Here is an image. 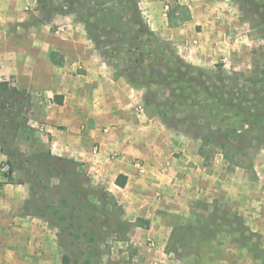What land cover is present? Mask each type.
I'll list each match as a JSON object with an SVG mask.
<instances>
[{
  "label": "rangeland",
  "instance_id": "374dc122",
  "mask_svg": "<svg viewBox=\"0 0 264 264\" xmlns=\"http://www.w3.org/2000/svg\"><path fill=\"white\" fill-rule=\"evenodd\" d=\"M7 7L0 10V81L25 93L17 115H0V174L13 215L34 216L48 232L41 264H62L64 255L69 264H264V0H31L25 11ZM30 37L39 55L59 40L75 42L71 50L82 51L85 63L75 56L74 70L64 67L69 75L97 68L99 57V69L135 90L136 108L169 139L166 153L185 154L178 166L193 169L175 176L178 206H155L153 219L141 218L108 178L57 152L48 122L52 92L17 79L25 75L16 61L27 65L20 57ZM134 43L155 50L145 55L144 73L134 66L128 72L132 85L122 63L138 57ZM48 152L74 161V172L48 173L39 161ZM72 179L81 193L70 191ZM162 222L168 229L159 234Z\"/></svg>",
  "mask_w": 264,
  "mask_h": 264
},
{
  "label": "crops",
  "instance_id": "0c3cea01",
  "mask_svg": "<svg viewBox=\"0 0 264 264\" xmlns=\"http://www.w3.org/2000/svg\"><path fill=\"white\" fill-rule=\"evenodd\" d=\"M30 2L0 0V10L3 12L8 6V11H25L24 5ZM144 7L151 10L148 5ZM29 40L33 41L28 42L30 49L20 55L23 60V56H27V65L22 66L16 61L18 71H25V75H18L17 79L22 86L52 92L49 101L53 107L49 110L48 122L54 127L53 143H58L57 152L80 160L82 166H86L95 177L108 178L123 201L133 210H140L138 216L141 218L153 219L155 206H178L180 184H177L175 176L189 175L193 169L185 164L178 166V160L187 161L185 154L178 159L166 153L169 139L163 140L165 134L156 125L154 117L145 116L142 110L136 108L138 95L135 90L128 87L123 78L99 69V57L96 58L97 68H88L83 75L73 76L64 72L68 64L74 70L69 62L75 56L81 57L85 63L82 51L71 50L76 47L75 42L59 40L49 52L39 55L35 46L37 37H30ZM51 51L60 53L64 64L51 62ZM0 63L5 64L2 57ZM58 99L60 103L56 102ZM4 159L5 155L0 150V163ZM118 174L126 176L123 187L114 183ZM8 185L0 174V264H41L48 232L34 216L13 215L3 194ZM158 187L160 191H157ZM25 191L18 198L26 197ZM159 192L164 196L158 201L155 194ZM159 219L165 220L162 217ZM165 229L168 227L162 222L157 230L163 234Z\"/></svg>",
  "mask_w": 264,
  "mask_h": 264
},
{
  "label": "trees",
  "instance_id": "16d2710c",
  "mask_svg": "<svg viewBox=\"0 0 264 264\" xmlns=\"http://www.w3.org/2000/svg\"><path fill=\"white\" fill-rule=\"evenodd\" d=\"M150 35H152V34L149 33V36H147L146 40H151L152 36H150ZM154 42H156V41H154ZM144 44H146V43H144ZM132 46L135 48V50L138 51V57L136 59H134V61H129L128 63H122V64H124L123 66H125L124 71L127 72L126 74H123L124 77L126 78L127 82L134 85L135 79H130L128 72L130 70H132V66H134L133 68L135 69V72H137L138 74L144 73L145 71L140 72L139 69L143 65L142 63H143V60L145 59V55H148V54L152 55L153 54L152 51H154L155 49L154 50H151L152 48L147 49V48H145L144 45H142V44L139 45L136 43H134ZM49 58H50L51 62H53L56 65H61L63 63V57L57 51H51L49 53ZM119 65H121V64H119ZM146 67L148 68L149 66H146ZM120 75H122V74H120ZM143 77H146V75H141V78H143ZM150 77H153V75L151 74ZM146 82H148V81H146ZM151 82L152 81H150L149 83H151ZM143 84H145V83H143ZM24 93H25V89L10 87L9 83L6 80L0 81V95H1L0 96V115L6 113V111L8 112V110H11L14 115L15 114L17 115L18 111L16 108H17V105L20 104L21 99L24 96ZM54 98L57 99V95H55ZM56 102L60 103V100L58 99V101H56ZM152 102H154V101L148 100V99L144 100V104H146V105H150ZM155 104H156V109H157L158 113H161L162 112L161 106H159L157 103H155ZM47 157H48L47 160L43 161V159H39V161L44 162L46 165H49V169H47L49 171L48 173L55 172L56 176H60V177L65 178L66 174L74 172V169H72V167H68L74 163V161H72L71 159L51 155L50 152L47 153ZM7 162L11 163V160L8 159ZM13 171H14V168L12 166H10L9 172L5 176L10 179ZM67 182L70 184L68 187H69L71 192L78 193V194L82 192L81 189H83V186L81 187V185H79L80 183L76 182L75 179L67 180ZM114 183L120 187H123L126 183V176L123 174H118L114 180ZM73 185L79 186V190L75 191ZM74 208H76V207L74 206L73 209ZM90 218H91V216H90ZM88 219H89V217H88ZM70 225L74 226V223H70ZM78 226L80 228L85 227V225L83 223H79ZM86 232H87V230H85V233ZM69 262H70V258L67 255H64V257L62 258V264H69Z\"/></svg>",
  "mask_w": 264,
  "mask_h": 264
}]
</instances>
